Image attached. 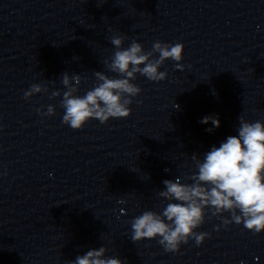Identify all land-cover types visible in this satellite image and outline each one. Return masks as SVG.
Masks as SVG:
<instances>
[{"label":"clouds","instance_id":"9594fccd","mask_svg":"<svg viewBox=\"0 0 264 264\" xmlns=\"http://www.w3.org/2000/svg\"><path fill=\"white\" fill-rule=\"evenodd\" d=\"M124 41L125 36L113 35L110 42L116 50L104 61L108 71L116 76L94 72L96 83L83 96L76 94L82 77L68 72L62 74L61 83L67 89L60 101V107L65 110L62 123L78 130L90 118L104 124L110 118L130 116L132 98L142 91L133 83L137 74L159 82L167 78V72L159 70L167 59L176 62L183 59L184 45L179 42L156 41L152 50L145 52L136 40H132L127 48L123 47ZM175 67L184 69L181 63H176ZM47 91L46 85L32 84L25 91L24 99ZM60 96L61 91H53L50 99ZM173 107L179 106L174 104ZM36 111L41 112L39 108ZM55 111V106L50 104L47 112L41 115L52 116ZM200 123H211L212 127L206 130L212 132L221 122L218 116L209 115ZM237 132L238 135L228 136L219 147L212 146L202 160L195 154L191 157L197 171L186 179L192 183H182L180 177L163 181L164 190L158 195L168 203L161 213L147 210L132 219L133 242L159 237V244L167 252L179 251L181 243H187L189 238L200 245L209 234L195 230L204 223L206 210L212 216L222 218L224 226L234 222L243 224L253 233L264 231V123L250 122L240 116ZM224 213H229L230 219L223 217ZM107 251L105 246L90 249L68 264H125L118 257L106 256Z\"/></svg>","mask_w":264,"mask_h":264}]
</instances>
